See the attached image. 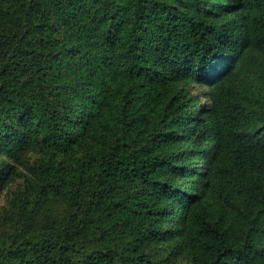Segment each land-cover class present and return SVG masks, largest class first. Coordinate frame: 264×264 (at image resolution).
Listing matches in <instances>:
<instances>
[{"label": "trees", "instance_id": "obj_1", "mask_svg": "<svg viewBox=\"0 0 264 264\" xmlns=\"http://www.w3.org/2000/svg\"><path fill=\"white\" fill-rule=\"evenodd\" d=\"M0 264H264V0H0Z\"/></svg>", "mask_w": 264, "mask_h": 264}, {"label": "rangeland", "instance_id": "obj_2", "mask_svg": "<svg viewBox=\"0 0 264 264\" xmlns=\"http://www.w3.org/2000/svg\"><path fill=\"white\" fill-rule=\"evenodd\" d=\"M202 99V98H201ZM203 100V99H202Z\"/></svg>", "mask_w": 264, "mask_h": 264}]
</instances>
